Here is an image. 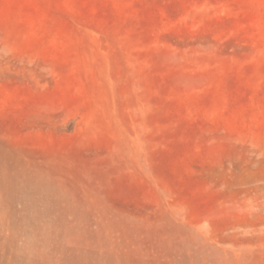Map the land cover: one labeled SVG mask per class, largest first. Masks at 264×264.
Wrapping results in <instances>:
<instances>
[{
	"label": "rangeland",
	"instance_id": "obj_1",
	"mask_svg": "<svg viewBox=\"0 0 264 264\" xmlns=\"http://www.w3.org/2000/svg\"><path fill=\"white\" fill-rule=\"evenodd\" d=\"M0 264H264V0H0Z\"/></svg>",
	"mask_w": 264,
	"mask_h": 264
}]
</instances>
